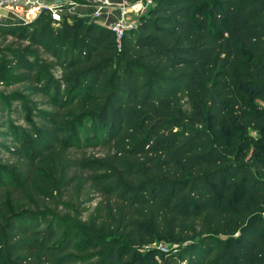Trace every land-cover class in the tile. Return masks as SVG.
Instances as JSON below:
<instances>
[{"label": "trees", "instance_id": "trees-1", "mask_svg": "<svg viewBox=\"0 0 264 264\" xmlns=\"http://www.w3.org/2000/svg\"><path fill=\"white\" fill-rule=\"evenodd\" d=\"M256 101L264 0L0 23V264H264Z\"/></svg>", "mask_w": 264, "mask_h": 264}, {"label": "built area", "instance_id": "built-area-1", "mask_svg": "<svg viewBox=\"0 0 264 264\" xmlns=\"http://www.w3.org/2000/svg\"><path fill=\"white\" fill-rule=\"evenodd\" d=\"M97 1L100 5L95 16L99 19L104 11V5L112 2L106 0ZM129 3L116 4L121 8V18L108 26L114 31L119 42L125 31L135 27L138 22V20L125 18L130 6ZM135 3L133 8L140 7L139 10L145 11L147 7L154 4V0H138ZM75 4L73 0H0V19L8 12L9 15L18 18L26 24L36 20L44 11H48L55 21H61L76 6ZM161 248L164 250L163 245H161Z\"/></svg>", "mask_w": 264, "mask_h": 264}, {"label": "crops", "instance_id": "crops-1", "mask_svg": "<svg viewBox=\"0 0 264 264\" xmlns=\"http://www.w3.org/2000/svg\"><path fill=\"white\" fill-rule=\"evenodd\" d=\"M91 4H75L76 6L71 9L70 13L68 15H74V16H81L83 18L89 19L91 21L97 22V17L95 16V13L97 12V9L99 7V3L97 0H89ZM98 3V4H96ZM98 5V6H96ZM106 8V7H105ZM99 19L103 20L100 21V23L109 26L110 24L114 23L115 21L119 20L121 18V8H108L105 9ZM14 17L12 15H9L8 12L5 13V15L1 18L3 20H11V18ZM98 19V20H99ZM105 20V21H104ZM8 23V22H6ZM15 23V22H13Z\"/></svg>", "mask_w": 264, "mask_h": 264}, {"label": "rangeland", "instance_id": "rangeland-1", "mask_svg": "<svg viewBox=\"0 0 264 264\" xmlns=\"http://www.w3.org/2000/svg\"><path fill=\"white\" fill-rule=\"evenodd\" d=\"M75 3H77V4H91L90 3V1L89 0H73ZM96 4H98V3H96ZM136 3H135V1H131L130 3H129V7H128V10H127V14L125 15V18H127L128 20H135V21H137L138 20V18H139V16L144 12V11H141V10H139L140 9V7H137V8H133V5H135ZM96 6H98V5H96ZM104 7H106L105 9H108V8H120L118 5H116V4H113V3H111V4H105L104 5ZM79 17H81V16H79ZM14 18H16V17H12L11 19H14ZM16 19H18V18H16ZM19 20V19H18ZM100 21H103V20H101V19H97V22L98 23H100ZM105 21V20H104ZM21 22V21H20ZM8 23H13V21H10V22H8ZM100 24H102V23H100ZM104 25V24H103ZM254 106H257L258 108H263L264 107V104L263 103H260V102H258V101H256L255 103H254ZM17 117V116H16ZM20 123H24V120L23 119H21L20 120ZM251 134H253V135H256L257 133H256V131H251ZM99 150L98 149H95V150H92V149H89V152H98ZM98 153H100V152H98ZM96 204V202H94V205Z\"/></svg>", "mask_w": 264, "mask_h": 264}, {"label": "water", "instance_id": "water-1", "mask_svg": "<svg viewBox=\"0 0 264 264\" xmlns=\"http://www.w3.org/2000/svg\"><path fill=\"white\" fill-rule=\"evenodd\" d=\"M106 1L112 2L114 4H123V3H128V2H131V1H138V0H106ZM10 21L20 22V20H18L16 18L11 19V20H3V19H0V23H6V22H10Z\"/></svg>", "mask_w": 264, "mask_h": 264}]
</instances>
